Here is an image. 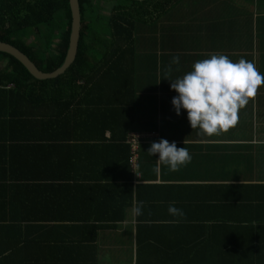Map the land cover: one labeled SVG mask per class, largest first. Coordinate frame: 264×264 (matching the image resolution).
<instances>
[{"label":"crops","instance_id":"crops-1","mask_svg":"<svg viewBox=\"0 0 264 264\" xmlns=\"http://www.w3.org/2000/svg\"><path fill=\"white\" fill-rule=\"evenodd\" d=\"M169 12L138 36L130 113L104 102L94 125L16 127L0 141V264H264V85L235 128L207 137L176 114L164 79L213 54L264 75V0H185ZM130 133L142 135L136 164ZM161 139L191 162L156 173L147 151Z\"/></svg>","mask_w":264,"mask_h":264},{"label":"trees","instance_id":"trees-1","mask_svg":"<svg viewBox=\"0 0 264 264\" xmlns=\"http://www.w3.org/2000/svg\"><path fill=\"white\" fill-rule=\"evenodd\" d=\"M78 2V49L64 73L37 79L23 63L0 52V141L6 142L10 132L19 127L94 125L104 102L114 111L130 113L134 89L132 80L128 82L136 63L138 36L156 28L185 0ZM103 2L112 5L107 7ZM70 29L68 0H0V41L18 48L44 72L62 65ZM56 248L77 250L79 246ZM83 249L85 254L88 248Z\"/></svg>","mask_w":264,"mask_h":264},{"label":"clouds","instance_id":"clouds-1","mask_svg":"<svg viewBox=\"0 0 264 264\" xmlns=\"http://www.w3.org/2000/svg\"><path fill=\"white\" fill-rule=\"evenodd\" d=\"M172 63L179 65L178 55L173 57ZM171 71L169 67L164 79L171 81L170 87L177 93L172 99L176 114L185 110L191 128L207 137L219 136L235 128L239 111L264 85V75L254 63L244 58L233 62L223 54L196 61L190 71L175 80L167 78ZM147 152L151 156L158 154L156 173L160 172V165L177 172L192 160L186 147L178 148L175 142L169 143L166 139L152 143ZM141 208L142 202L134 208L135 215L142 214ZM168 211L173 216H184L181 209L172 205Z\"/></svg>","mask_w":264,"mask_h":264},{"label":"water","instance_id":"water-1","mask_svg":"<svg viewBox=\"0 0 264 264\" xmlns=\"http://www.w3.org/2000/svg\"><path fill=\"white\" fill-rule=\"evenodd\" d=\"M142 2L145 0H133ZM70 12H71V29L69 35V44L66 52V56L61 66L57 67L51 72H44L40 70L33 61L22 51H20L15 46L1 42L0 41V52L7 53L14 58H16L19 62L23 63L25 67L29 70V72L37 79H48L54 78L62 73L70 67V65L74 62L78 49V42L80 37V27H81V14L79 8L78 0H68Z\"/></svg>","mask_w":264,"mask_h":264},{"label":"built area","instance_id":"built-area-1","mask_svg":"<svg viewBox=\"0 0 264 264\" xmlns=\"http://www.w3.org/2000/svg\"><path fill=\"white\" fill-rule=\"evenodd\" d=\"M142 135L140 133H130L128 134L127 142L130 144L131 153L129 156V162L132 164H136L137 161V149L139 144V139Z\"/></svg>","mask_w":264,"mask_h":264},{"label":"rangeland","instance_id":"rangeland-1","mask_svg":"<svg viewBox=\"0 0 264 264\" xmlns=\"http://www.w3.org/2000/svg\"><path fill=\"white\" fill-rule=\"evenodd\" d=\"M153 31H155V28H151ZM158 32H159V30H158ZM145 36V35H144ZM151 52L150 51H147V55L148 54H150ZM139 54H141L142 55V58H143V48H142V51L140 50V48H137V55H139ZM151 56H152V54L150 55V57H149V59L151 58ZM148 66H149V63H148V65H147V67L146 68H148ZM150 71H153V69H149ZM141 72H143V71H138V67H137V76H140L142 73ZM154 76V74H151V75H147V76H145V77H148V78H154L153 77Z\"/></svg>","mask_w":264,"mask_h":264}]
</instances>
